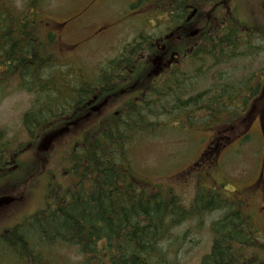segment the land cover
<instances>
[{
  "label": "trees",
  "instance_id": "trees-1",
  "mask_svg": "<svg viewBox=\"0 0 264 264\" xmlns=\"http://www.w3.org/2000/svg\"><path fill=\"white\" fill-rule=\"evenodd\" d=\"M243 1L137 0L129 9L147 5L159 29L139 32L89 74L59 62L53 48L59 37L40 31L38 0H28L23 14H0V87L18 83L33 96L22 120L27 149H13L0 133V169L8 161L1 178L6 194L37 169L32 158L20 160L24 152L35 149L42 161L48 158L42 149L57 130L75 134L52 169L42 161L36 177L44 171L53 183L45 187L44 206L7 235L9 250L25 263L34 246L50 252L66 245L78 249L83 264H176L164 249L171 230L219 211L211 248L199 264H254L248 251L264 247L255 244L236 205L221 199L217 187L198 184L200 192L185 208L171 186L139 178L126 155L137 138L154 136L164 119L210 130L229 126L248 108L262 85L264 65L236 78L234 64L264 54V25L239 17ZM190 11L192 20L186 16ZM256 40L261 44L254 46ZM24 162L32 163L26 175L20 171ZM32 195L26 191L20 200L25 204ZM32 258L38 259L33 264H47Z\"/></svg>",
  "mask_w": 264,
  "mask_h": 264
},
{
  "label": "rangeland",
  "instance_id": "rangeland-1",
  "mask_svg": "<svg viewBox=\"0 0 264 264\" xmlns=\"http://www.w3.org/2000/svg\"><path fill=\"white\" fill-rule=\"evenodd\" d=\"M27 1L0 0V14H4L5 11L16 15L18 14L16 11L25 10ZM38 2L36 18L47 21L44 31L53 32L59 37L57 44L53 45L57 59L59 62L68 63L70 67L82 66L86 74L94 71V67L102 65L108 58L117 55L139 31H144L143 24L150 26L149 19L153 14L148 9L130 11L129 5L140 4L137 0H38ZM143 8L147 6L144 5ZM238 15L242 19L250 16L246 21L256 27L264 25V0H244ZM157 28L155 23H151V27L146 31L150 32ZM260 44L259 40L254 42V46ZM263 65L264 54L251 62L247 58L239 60L234 64L239 71L235 77L242 78L256 72ZM230 72L232 73L231 70ZM82 75L84 76L83 72ZM228 76L229 74L225 77ZM253 84L256 85L255 82ZM204 85L200 84L199 89ZM32 99L33 97L26 91L22 89L19 91L15 86L0 89V133L5 134L13 148L21 145L19 148L27 149L29 135L24 130L22 115L29 109ZM254 105L252 112H246L229 126H215L210 130L197 124L194 129H190L183 123L164 121L154 136H141L131 143L126 155L135 171L140 174L139 178L171 186L185 208L190 206L196 192H200L198 184L205 190L217 187L220 198L235 202L237 210H241L240 201H243V215L247 218V228L253 236L257 233L262 235L263 209H260L259 200H253L256 210L248 207V199L250 198V205L253 192L247 187L258 173L261 144L255 125L248 132L246 126L253 117H262L264 123V92ZM80 125L77 126L78 130L84 128L87 122L82 128ZM244 135L247 136L245 142L243 139L235 141L238 139L236 137L243 138ZM74 136L72 130L66 132L63 129L50 139L46 148L42 149L48 157L43 159L47 161L46 168L52 169L56 165L59 154L66 148L69 138ZM31 156L32 150H28L21 155L20 160L32 158L38 171L43 160ZM32 163H21V174L26 175ZM34 172L32 171L31 175ZM39 173L41 174L38 177L33 175L31 178L34 180L31 187H27L29 182L12 185L8 190V193L12 194L7 197L10 200L0 207V220H7L6 224L21 222L26 216L44 206L42 200H45L43 196L45 186L53 181L50 180L48 183L45 173ZM220 185L225 187L220 188ZM26 191L34 195L30 200H24L26 203L22 206L20 199ZM221 216L222 212H205L201 222L195 218L171 230L164 244L167 259L170 262L175 261L176 264H199L201 257L211 248L212 225ZM255 239L257 240L255 244L260 245L261 239ZM15 241L24 251L20 241ZM45 251L46 249L39 251L34 246L31 256L27 253L26 259L35 261L38 259L34 260L32 257L40 258L47 264H83L84 258L75 247L57 245L52 251ZM248 253L252 254L250 251ZM6 259L0 255V264H20L13 263L12 257L7 256ZM256 260L257 258L253 256L248 261L262 264Z\"/></svg>",
  "mask_w": 264,
  "mask_h": 264
},
{
  "label": "flooded vegetation",
  "instance_id": "flooded-vegetation-1",
  "mask_svg": "<svg viewBox=\"0 0 264 264\" xmlns=\"http://www.w3.org/2000/svg\"><path fill=\"white\" fill-rule=\"evenodd\" d=\"M194 14H195L194 11H190L186 16L188 19L192 20L195 18ZM228 18L229 17L226 16L225 23H227L229 21ZM207 21H209V19H207ZM160 63H161V60H160ZM260 81H262V85H261L260 89L256 91V97L255 98L251 97V100H250L251 104L248 106L247 109L244 110V112H252V109L255 108L254 103L257 100H259L260 95L264 92V89H263L264 88V75L260 77ZM248 96H250L249 93H248ZM254 99H256V100H254ZM254 125L256 127L259 142L261 144V151L259 152V153H261V157L259 159L260 163H259L258 173H257L256 177L254 178V180L247 186L253 192L252 203L249 205V199H250L249 198L248 199V207L251 210H256L254 203L256 200H259L260 209H263L262 214H264V123L262 121V117L251 118L248 122V125L246 126V130H250L252 128V126H254ZM232 140H234V138ZM253 200H255V201H253ZM2 204H4V203H0V207L2 206ZM240 204L243 207V201H241ZM4 206L5 205H3V207ZM256 207H258V206L256 205ZM6 221L0 220V255H5V256L8 254L7 243H6V237L8 235V227H7ZM261 230H262L261 236H264L263 226L261 227ZM261 236L259 239H261V246L264 247V237L262 238ZM17 246H18V244H17ZM260 252L264 255L263 249Z\"/></svg>",
  "mask_w": 264,
  "mask_h": 264
}]
</instances>
